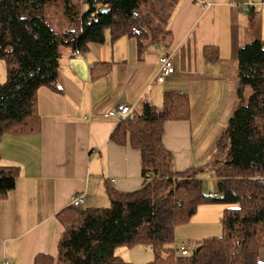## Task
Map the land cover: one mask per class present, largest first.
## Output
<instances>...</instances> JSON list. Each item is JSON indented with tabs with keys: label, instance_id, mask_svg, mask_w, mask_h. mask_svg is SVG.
Instances as JSON below:
<instances>
[{
	"label": "trees",
	"instance_id": "16d2710c",
	"mask_svg": "<svg viewBox=\"0 0 264 264\" xmlns=\"http://www.w3.org/2000/svg\"><path fill=\"white\" fill-rule=\"evenodd\" d=\"M63 2L71 28L56 31L48 21L50 7ZM0 0V60L6 80L0 83V142L8 133L40 128L37 110L41 86L58 89L63 47L84 51L113 38L136 37L142 49L168 33L170 0ZM54 8V7H53ZM239 105L228 120L209 170L217 179L216 195L203 191L196 169L176 170L173 154L163 145L165 123L189 117L186 94L167 92L163 108L145 103L134 119L121 121L112 138L128 139L142 156V186L133 191L107 187L109 205L69 206L59 214L64 232L58 264H133L115 254L119 246L145 244L154 257L146 264H264V40L244 44L238 53ZM18 166L1 164L0 199L16 185ZM83 193L84 192H79ZM206 201L237 205L222 215V235L178 255L174 231ZM34 264H55L46 253Z\"/></svg>",
	"mask_w": 264,
	"mask_h": 264
},
{
	"label": "crops",
	"instance_id": "0c3cea01",
	"mask_svg": "<svg viewBox=\"0 0 264 264\" xmlns=\"http://www.w3.org/2000/svg\"><path fill=\"white\" fill-rule=\"evenodd\" d=\"M170 1L168 35L142 49L136 37L113 38L109 30L80 55L63 47L58 89L38 90L40 128L2 137L1 164L18 166L19 173L15 188L0 199V261L34 264L46 253L58 264L64 232L58 214L71 206L73 194L85 193L83 207H102L110 202L108 186H142L140 150L129 139L112 138L121 121L107 111L119 104L141 113L145 103L162 109L167 92L186 94L189 117L165 123L163 145L176 170L200 166L199 172L213 174L208 164L239 105V50L264 40V0ZM248 1L256 3L251 13L238 6ZM77 4L81 12L87 8L83 0ZM58 8L66 28L63 2ZM164 54L175 72L160 81Z\"/></svg>",
	"mask_w": 264,
	"mask_h": 264
},
{
	"label": "rangeland",
	"instance_id": "374dc122",
	"mask_svg": "<svg viewBox=\"0 0 264 264\" xmlns=\"http://www.w3.org/2000/svg\"><path fill=\"white\" fill-rule=\"evenodd\" d=\"M75 5L79 0H73ZM260 5V3H257ZM54 7V8H53ZM50 7L47 11L49 24L58 32H62L71 28L68 25L62 28L60 18L58 15V7ZM6 80V64L5 61L0 60V81ZM2 83V82H0ZM200 165V162L197 163ZM200 169V166H197ZM203 168V167H202ZM196 170H199L195 168ZM199 176L203 179V191L208 194L209 191L215 190L218 192L217 179L212 177L208 170L198 172ZM109 204V203H108ZM234 204H226L218 201L202 202L196 213L192 216L191 220L186 223H179L174 231V247L180 243H185L192 251L197 247L198 243L207 238L219 237L222 235V213L226 207H235ZM201 210V211H200ZM205 210V211H203ZM199 211V212H198ZM198 212V214H197ZM116 255H120L125 261L132 262L133 264H146L154 257V252L150 246L143 243L133 246H119L115 250ZM260 258L264 261V249L259 253Z\"/></svg>",
	"mask_w": 264,
	"mask_h": 264
},
{
	"label": "built area",
	"instance_id": "2783aa9c",
	"mask_svg": "<svg viewBox=\"0 0 264 264\" xmlns=\"http://www.w3.org/2000/svg\"><path fill=\"white\" fill-rule=\"evenodd\" d=\"M232 1V0H228ZM256 3L253 1H248L245 3H242L241 5L238 4L239 7H241L245 12L251 13L254 10ZM83 52L80 50H75L74 55H80ZM160 63V74L158 76V79L160 81H163L166 76L172 74L175 72V67L173 64V61L171 59V56L169 54H164L160 56L159 58ZM107 116L118 118L120 121H126L134 119L136 116L135 110L128 104H119L107 111ZM85 202V195L83 193H75L72 195L71 198V205L80 207ZM175 251L178 255H187L190 253V248L185 243H180L177 246H175ZM0 264H12L8 260H2L0 261Z\"/></svg>",
	"mask_w": 264,
	"mask_h": 264
}]
</instances>
